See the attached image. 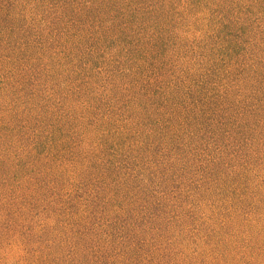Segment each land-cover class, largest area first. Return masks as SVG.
Here are the masks:
<instances>
[{
    "label": "rangeland",
    "instance_id": "374dc122",
    "mask_svg": "<svg viewBox=\"0 0 264 264\" xmlns=\"http://www.w3.org/2000/svg\"><path fill=\"white\" fill-rule=\"evenodd\" d=\"M0 264H264V0H0Z\"/></svg>",
    "mask_w": 264,
    "mask_h": 264
},
{
    "label": "trees",
    "instance_id": "16d2710c",
    "mask_svg": "<svg viewBox=\"0 0 264 264\" xmlns=\"http://www.w3.org/2000/svg\"><path fill=\"white\" fill-rule=\"evenodd\" d=\"M155 193V191H153Z\"/></svg>",
    "mask_w": 264,
    "mask_h": 264
}]
</instances>
